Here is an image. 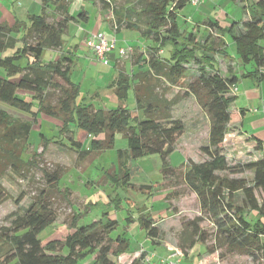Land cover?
Masks as SVG:
<instances>
[{"label":"trees","instance_id":"obj_1","mask_svg":"<svg viewBox=\"0 0 264 264\" xmlns=\"http://www.w3.org/2000/svg\"><path fill=\"white\" fill-rule=\"evenodd\" d=\"M98 1L102 9L110 11L116 32L122 28L137 31L143 41L150 43L144 49L146 57H135V71L118 72L109 86L118 101L113 109L79 101L81 87L72 79L70 54H61L57 60L42 59L47 51L61 50L69 24L86 22L88 13L84 9L73 16L65 0H41L38 15L26 21L15 18L11 26L0 24V206L13 199L2 185L9 172L21 175L40 167L43 152L28 153L29 136L38 113L61 122L59 142L76 153L78 159L113 150L115 136L120 134L126 148L116 151V167L107 174L120 188L131 186L129 163L150 156L160 158L164 179H175L178 167H171L168 159L185 135L186 126L173 111L181 101L192 97L208 118V143L200 149L207 161L187 160L181 165L180 179L195 195L201 216L183 224L176 250L187 260L189 250L197 244L204 245L210 234L200 224L207 219L215 227L214 242L218 248L260 264L264 260V201L259 204L255 192L264 198V159L240 166L241 173L252 172V185L217 173L229 169L223 153L224 141L231 125L245 116L244 110L231 111L237 100V84L248 80L257 89L264 86V0H238L248 19L226 25L218 19L207 21L200 33L201 41L197 30L184 33L177 23L179 11L191 4L190 0H123L117 10L112 0ZM228 46L233 50L231 56ZM165 49L166 59L159 56ZM217 58L228 61L224 78L218 72ZM190 64L196 67L198 76L188 83ZM173 88L185 92L169 98ZM129 92L135 103L133 111L124 106ZM239 132L253 141L245 131ZM63 136L68 144L62 142ZM89 138L90 146L84 149L83 141ZM42 140L46 141L45 148L49 140ZM254 142V148L261 153L262 143ZM41 172L43 185L36 196L21 213L18 210L25 195L20 193L13 199L17 210L6 216V226H0V264H117L116 260L129 251L130 239L124 232L112 237L118 222L106 216L79 227L82 214L73 211L72 232L62 240L41 242V233L57 220L53 201L59 198L72 206L71 190L60 186L63 170ZM158 190L157 185L141 187L145 193ZM237 193L242 195V206L235 202ZM171 194L167 193L165 200ZM159 222L148 214L138 217V227L153 247L159 246L155 242L159 232L154 226ZM214 252L213 247L208 248V253ZM147 256L143 251L130 264H144Z\"/></svg>","mask_w":264,"mask_h":264},{"label":"rangeland","instance_id":"obj_2","mask_svg":"<svg viewBox=\"0 0 264 264\" xmlns=\"http://www.w3.org/2000/svg\"><path fill=\"white\" fill-rule=\"evenodd\" d=\"M65 1L69 5V13L73 16L77 11L81 12V4L84 6L85 10L88 11L90 15L88 23L83 21L77 22L78 27L81 29L91 28V26L94 25V12H96L94 9L105 12L104 14H107L111 19L110 11L102 9V3L98 0L96 2H90L88 0H82L80 2L74 0ZM112 1L115 10L119 9L124 4L123 0ZM222 1L223 0H203L199 7L198 4L193 5L195 7H193L192 4L186 5L179 11L177 17V22L181 30L184 33L200 30L199 32L197 31L196 36L198 41H201L200 39L202 37L200 33L203 32L204 29L202 27L207 21L218 18V21L222 25H226L232 20L242 22L243 19H248L247 15L242 10L243 4H241L240 1L235 0L230 5L227 2L225 4L223 2L222 5ZM3 6V8H8L9 10L11 8L6 2H3ZM16 10L18 9L14 8V12H16ZM2 13L3 11L0 10V22ZM226 13H228L230 17L228 20L225 16ZM18 16L19 15H17V17ZM110 19H108L109 21L105 20V23L106 21L110 22V28L112 29H110V38L104 33L103 35L108 41L114 42L117 53L119 49L124 50V55L120 56L118 54L120 57L112 65H103L98 62L97 59L92 57V54L81 46H79V51L83 52L81 57L73 56L76 55V51L74 53L72 52L73 54L70 55V57L73 56V64L70 66L72 79L81 86L79 101L81 100L85 103L91 102L96 108H98L99 100L93 99L94 93L99 89L103 90L104 86L109 85H106L107 80L102 78L104 77L103 74L108 70H114V68L123 74L133 73L136 69L134 65L135 57H146L147 54L144 53V49L147 50V48L150 47V43L143 41L142 38L139 37L140 34L137 31H129L122 28L119 32H116L114 30L115 22L113 19ZM48 21L51 22V18H49ZM186 21L188 24H192V26L190 25L189 27L190 29H188L187 26L184 27ZM106 27L109 28L107 25ZM86 39L87 38H84L83 41L85 42ZM225 41L229 44L228 39ZM167 50L168 49L160 51L159 56L165 59L168 58ZM227 51L230 56L233 55V50L230 46L227 47ZM57 52L59 54H67L63 50ZM85 53H88L91 58L85 57ZM45 54L46 52L42 57L43 60L47 59ZM84 57L95 62L97 66L93 68L85 67L87 69H84L83 65L86 63ZM57 59L58 57L55 56L53 60ZM217 65L220 76L224 78L228 61L217 58ZM187 70L188 76L186 80L188 83H191L197 78L198 73L193 64H190ZM98 74L102 76L100 75L101 77L97 79ZM92 77H94L95 81L97 80L95 84ZM245 83L246 82H243L242 86L237 87L238 98L231 106V111H239L241 110L240 108L249 107L250 112H248V115L245 113L243 121V128L246 133L243 132L247 137H251L253 141L246 139L240 134L239 122L233 123L225 138L223 148V153L226 156L229 169L226 172H219L217 174L219 176H227L230 179H244L248 185H252V172L241 173L240 166L255 162L259 159H264L263 151L258 153L257 149L254 148V144L256 143L254 140H261L256 137V134L264 131V127L261 130H256L248 124L253 116L257 115V112L253 113V111L257 110L259 102L256 100L257 98L247 99L243 96ZM177 92L184 93L185 90L179 91L178 88H173L168 97L172 98ZM108 94L109 93H106V91H100V95L105 96L104 100L106 102L104 103L107 105L110 103V97H106ZM112 97L116 100L114 96ZM263 101L261 102V112ZM124 106L127 107L129 111L135 109V103L132 99L131 92H129V97L124 103ZM173 114L175 117H181L186 126L185 135L177 142L175 152L168 159L171 167H178L177 177L175 179L172 177H166L164 179L160 173V158L158 156H150L129 163L131 186L120 188L107 177L108 172H110L109 169L116 167V151L126 148V141L120 134L115 136L116 147L113 150L105 151L93 157H87L84 160L78 159L76 153L69 150L66 145H61V142H59L61 141L58 139L59 131L62 126L61 122L55 118L38 113L37 120L31 128L29 136L30 149L28 153L32 155L33 153L43 152L42 157L39 159L40 167L33 168L29 172L21 175H15L9 172L2 179V185L13 199L20 193L25 195L20 209L18 210L22 213L29 205L32 198L36 196L38 190L42 188L43 174L41 169L53 171L56 168H60L64 173L61 178L60 186L61 188L65 187L71 190L70 201L72 206H69L59 198L53 201V208L56 210L57 220L52 227L43 231L39 236L43 244L53 240H62L66 235L72 232L70 224L74 213L73 211H75L76 214H82L78 221L79 227L88 225L103 216L118 222L116 233L113 234L112 237H116V235L124 232L130 239V246L129 251L116 260L117 264H130L143 251L146 252V255H153L154 259H164L169 256L170 253L179 252V250L176 249L180 241L179 236L183 224L201 216L195 195L180 179L183 170L181 165L187 160H192L195 163L207 161L206 156L203 155L200 149L207 146L209 130L208 118L199 109L192 97L191 99L186 98L184 101H181L174 108ZM262 114L264 113L262 112ZM15 115L26 119L24 115ZM73 128L74 126L71 125L70 129L72 130ZM42 137L49 140V144L45 148L44 143L46 141L42 140ZM62 138V142L68 144V139L64 136ZM90 140L89 138L83 141L82 146L84 149L90 146ZM158 184H161V186ZM156 185L159 187L157 192L151 191L150 193H145L141 191L142 186L149 187ZM169 192H172V194L165 200V196ZM255 197L259 204L264 201L259 191L255 192ZM13 199L0 206V226H6V216L17 210V207L13 203ZM116 199L117 201L115 202ZM241 199V193H237L235 202L238 206H242ZM140 214H148L154 218V221H160L154 225L159 232L158 240H155V242H158L159 246L153 247L150 240H148L144 232L138 227V217ZM129 218H132V222H128ZM200 227L210 234V238L204 245L197 244L189 250L186 256L187 260L185 257L177 255V259L180 260L178 264H254L251 258L228 253L224 248H218L217 244L214 242L215 227L207 219L203 220ZM209 247H213L215 252L208 253ZM260 264H264L263 259L260 260Z\"/></svg>","mask_w":264,"mask_h":264},{"label":"crops","instance_id":"obj_3","mask_svg":"<svg viewBox=\"0 0 264 264\" xmlns=\"http://www.w3.org/2000/svg\"><path fill=\"white\" fill-rule=\"evenodd\" d=\"M74 1H76V0H74ZM80 1H82V0H80ZM3 2H6L7 5H9L11 7L10 10L8 8H3L4 7L3 6ZM223 2H224V4L226 2L229 3V5L232 4V2L230 0H223L222 1V5H223ZM199 6L200 5H198V7ZM80 7H81L80 8L81 9V12L83 11L82 9L85 10V8H84V6L82 4L80 5ZM193 7H195V6H193ZM198 7H197V9H198ZM14 8H16L18 10H16V12H14ZM0 10L3 11V13H2V19H1L0 24L1 23H4V24H7L8 26H11L13 24L15 18L18 19V20H21V21H26L28 17L34 16V15H38L40 13V10H41V0H6V1L5 0H0ZM94 10L96 11V12H94L95 13V23H94L93 26H91V28L81 29V28L78 27L77 22H74V23H71V24L68 25L67 32L62 37L63 46H62L61 50L65 51L67 54H70V55H72L76 51V55H73V56L81 57L83 52L79 51V46H81L86 51H88L90 54H92L90 52V50H88L87 47L85 46V42L83 41L84 38H86V37H88V36H90L92 34H96V33H102V34L104 33L106 36H108L110 38V29L111 28H110V22H108L109 21L108 19H110V18L108 17L107 14H104L105 12H100L97 9H94ZM196 11H199V10H196ZM79 12L80 11H77V13H79ZM86 12L88 13V11H86ZM16 14L19 15V16L17 17ZM48 14H50V13L48 12ZM76 14L74 16H76ZM50 16L53 17V15H51V14H50ZM225 16H226V19L227 20H228V18H230L229 15H228V13H226ZM55 18L56 19H59L58 16H55ZM87 18L88 19L86 20V22L88 23V21L90 20L89 13L87 14ZM214 19H218V18H214ZM214 19H212V20H214ZM226 19H225V21H226ZM105 20H108V21H106L107 24L105 23ZM245 20H247V19H243V21H245ZM232 22H239V21L238 20H232ZM183 23H184V21H183ZM106 25L109 28H107ZM190 25L192 26V24H188L187 21H186V23L184 24V27L187 26L188 29H190L189 28ZM197 28H198V26H197ZM202 28L204 29L205 27L203 26ZM105 30H106V33H109V34H106L105 33ZM197 31L199 32L200 30H197ZM226 39H228L229 44H231L230 39L229 38H226ZM116 42H118V41H116ZM67 49H68V51H67ZM116 50L117 49H116V46H115V51ZM115 51H113L109 55V60L111 62L110 63L111 65L115 61H117L118 58L120 57L118 55L117 51L116 52ZM59 55H61V54H59L57 51H47L46 54H45V56L47 58L46 59L47 61H51V60L55 59V56L56 57H59ZM73 56H71L72 59H73ZM84 56L85 57H88V58H91L88 55V53L87 54L85 53ZM92 57L95 59V57L93 56V54H92ZM85 59H86V63L83 65L84 69H87L85 67L93 68L94 66H97V64H95V62L90 61L87 58H85ZM46 60H44V61H46ZM114 70H111V71L108 70L105 74H103L104 77H102V78L105 79V80H107L106 85H108V84L109 85L108 86H104V89L103 90H100L99 89L93 95V99L99 100L98 101L99 102L98 108L113 109L114 107L116 108L117 105H118V101L117 100H114L113 97H112V96H114L113 95V92H112V89L109 88V86L112 84V82L116 79L117 75L119 74L118 73L119 70H117L115 68H114ZM100 75L101 74H98L97 79L102 76V75L101 76ZM237 76H239V74H237ZM92 78L94 79V77H92ZM94 81H95V79H94ZM96 81L94 82V84L96 83ZM243 82H246L245 83L244 92H243V96H245V98H247V99L257 98L256 100L259 102V105H258L257 110L253 111V113H256L257 112L256 113L257 115H254L253 118L249 121L248 124L250 126H252L256 130H261L264 127V114H262V112H261V102L264 100V86H261V87H259L257 89V88H255L251 84L250 81H248V80L247 81L240 80V82L237 84V87L238 86L239 87L242 86V83ZM100 91L101 92L102 91L103 92L106 91V93L107 92L109 93L108 96H106V97H110V103H109V105H107L106 103H104V102H106L104 100L105 96L100 95ZM237 98H238V96H237ZM90 104H93V103L90 102ZM240 109L241 110H244L245 113H246V115H248V112H250L249 107H243V108H240ZM259 111H260V113H259ZM244 118L239 122L240 123L239 124V128L242 131H245V129L243 128ZM254 134H256V133H254ZM256 137L259 140L261 139L260 142L262 143V148H263L262 151H263V155H264V131L258 132L256 134ZM151 218H153V217H151ZM173 254L174 253H170L169 256H172ZM179 263H180V261H179Z\"/></svg>","mask_w":264,"mask_h":264},{"label":"built area","instance_id":"obj_4","mask_svg":"<svg viewBox=\"0 0 264 264\" xmlns=\"http://www.w3.org/2000/svg\"><path fill=\"white\" fill-rule=\"evenodd\" d=\"M203 0H190L192 5H200ZM116 27H114L115 29ZM116 30V29H115ZM85 46L93 54L95 59L103 65L110 64L109 55L115 51L114 42H110L102 33L92 34L87 37L85 41ZM124 50L119 49L118 54L120 56L124 55ZM262 112L264 113V101L262 103ZM182 256L179 252H175L172 256H167L166 258L154 259L153 255H148L144 261V264H178L180 260L176 256Z\"/></svg>","mask_w":264,"mask_h":264}]
</instances>
